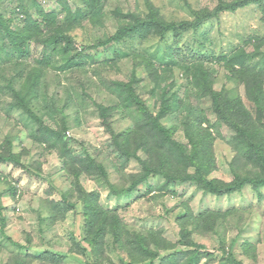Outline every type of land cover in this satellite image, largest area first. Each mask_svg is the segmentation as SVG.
<instances>
[{
	"label": "rangeland",
	"instance_id": "obj_1",
	"mask_svg": "<svg viewBox=\"0 0 264 264\" xmlns=\"http://www.w3.org/2000/svg\"><path fill=\"white\" fill-rule=\"evenodd\" d=\"M36 1L59 12L69 39L47 49L52 63L31 103L41 124L17 106V95L30 92L28 73L44 46L32 42L25 62L0 60V156L22 164L0 163V264H264V185L250 181L264 178V161L240 153L241 132L215 115L204 93L208 81L188 78L183 69L206 58L213 89L247 108L249 144L241 139L242 150L260 147L264 115L262 135L249 123H257L251 100L264 70V4L223 11V3L240 0H102L93 12L83 0ZM60 2L85 19L65 24ZM20 5L0 2V15L14 29L25 24ZM31 6L36 16L37 5ZM149 22L148 33L127 30ZM240 49L252 56V94L241 65L229 61ZM118 85L131 88L140 105L126 110ZM144 106L152 115L136 121ZM159 126L183 148L158 142ZM199 135L205 143L194 148ZM196 151L204 166L192 164ZM146 168L152 170L147 181L135 187ZM214 180L247 184L217 195L205 187ZM89 198L92 215L80 203ZM96 213L121 228H104V240L92 246L87 222Z\"/></svg>",
	"mask_w": 264,
	"mask_h": 264
},
{
	"label": "trees",
	"instance_id": "obj_2",
	"mask_svg": "<svg viewBox=\"0 0 264 264\" xmlns=\"http://www.w3.org/2000/svg\"><path fill=\"white\" fill-rule=\"evenodd\" d=\"M19 1L21 2V5L19 6V12H21L24 15V17H26L25 24L23 25L22 28L14 29L8 23V21L5 20L3 15H0V60L1 61L6 60L9 62L17 60V61L25 62L26 57L31 55L28 48L32 42L35 41L40 44L42 43V45L44 46V52L41 56L42 58L37 60V63L33 66L34 68L32 69V71L28 73L30 84H31V88L29 90L30 92L26 93V95L24 96H22L20 93H18L17 95V99H18L17 106H20L22 109L26 110L27 113H29L39 124H41L42 121L41 119H39V117H37L36 113L31 108V103H32L33 98L36 95L35 93H37L36 89L38 88V83H39L42 73L47 68V66L50 65V63H52V61L50 60L51 56L49 55L47 49L49 48L53 52L56 51V47L60 45V43L68 37L64 36L63 34L64 27L58 24L57 22L59 12H57L56 10H52L49 12L45 11L44 9L41 8V6H38V2L36 0H33L32 1L33 5L32 4H31L32 6L30 5L31 8L34 7V4L37 5L36 6L37 7L36 16H33L34 14L29 13L28 7L30 6L29 4H26V0H19ZM83 1L88 7H90L91 10H94L93 12H95L97 5H100L102 0H83ZM252 4H264V0H240L238 2H234L233 4L223 3L220 9H223V11H231L234 9L245 8ZM61 6H62L61 8L62 13H65L66 15L65 24L68 23V25L69 24L72 25L73 23L78 22L79 20L83 21L85 19L84 13L79 11L78 9L77 11L74 12L72 11V8H70L66 3H62ZM263 11H264V8H263ZM200 23L201 22H199V24ZM166 26H169V25H166ZM153 27H154L153 23L149 22L143 25V27L141 28H138L136 26H131L130 28H127V30L131 33L136 32L137 30H139V32L148 33ZM53 29L57 31L56 34L49 35V33L53 31ZM171 30H174V33H176L177 30H182V28H178V27L175 28L171 26ZM125 32H126L125 28L120 30V32L117 34L118 35L117 38H120L123 34H125ZM199 53L204 54L206 57L205 52L199 51ZM232 54L233 55L229 58L230 59L229 61L232 64V66L241 65L240 75L244 76L246 82H248L247 83V86H248L250 84L249 79L252 77H255L254 73L252 72L253 70H249L247 68L248 60L251 59L252 56L243 49H240L238 52L237 51L233 52ZM205 59L206 58L202 60H197L199 63L196 65L189 64L187 66H184L183 69L186 71L187 77L196 78L197 76H199V79H201L204 83L208 81L209 85L207 84L208 87H205L204 93H207V95L211 97L213 101V108H214L215 115L219 119L223 121H227L228 123H231V125L238 132H241L242 137L239 138L240 140L238 141L239 142L238 148H239L240 153L247 154L248 155L247 160H251L253 162L264 161V139L262 140L263 143H261L262 145L260 147L250 146L249 154L245 152L246 150L244 151L242 150V148L244 147L246 148L245 143H243L244 141L247 144H249L246 138L247 132L244 127V124H246V121H247L245 117L247 116L249 117V115H247L248 113L247 108L243 105V103H242V106H239V105L237 106V101L233 103L232 101H229L228 99L225 100L226 97L223 94V90L217 91L213 89V81L210 80L211 78H210V74L208 70L204 68ZM17 61H16V64H18ZM212 61H215V60H212ZM75 64H77V62H75ZM178 64H181V63L178 62ZM65 69L66 68H63L62 70H65ZM254 71H256V69ZM263 76H264V70L259 72L258 81L256 79L258 86L261 84V87H259L257 93L251 100L254 103V107L256 109L257 123H253L250 121L249 124L251 128L258 133H260L258 130L262 128L258 123H262L263 121L262 119L264 115V94H263L264 88L262 85L263 80H264ZM118 86L120 87L118 89L119 97H121L122 99L121 103L124 104L126 110H130L132 108V106L134 105V101L140 105L141 99L137 95L130 93V91L132 92L131 88L129 90H125L126 87L122 88L121 85H118ZM248 90L252 94L255 92V87L253 85L248 86ZM151 113L152 112L148 110L146 106H144L143 108L141 107L140 111L137 113L139 117L134 118V119L136 121L138 119H145L146 117L151 116L152 115ZM157 131L160 133V136H161V133L164 135L163 137L161 136V137L156 138L158 142H160L163 146H166L167 148H171V149H174L177 147L183 148L181 144L176 145V141L172 140V135H171L172 133L171 132L168 133V131L165 128L159 126V130ZM129 133L130 131L128 129L124 133V135H128ZM56 134L58 133H55V135ZM65 134L66 132L63 135ZM260 134L262 135V133ZM45 136H46L45 134H42V137L44 139L46 138ZM241 139H243L244 141ZM259 141H261L260 138H259ZM202 143H205V140L202 139V137L199 135V142L197 144H194V148L200 146V144ZM196 154L199 155L201 154V152L196 151L194 153L195 158L193 159L195 160L194 162H192V164H195V165L199 163L198 161H196L198 157V156L196 157ZM11 162H15L18 165H22L19 162V160L15 158V156H8V158H2L0 156L1 164L11 163ZM81 163L83 164L84 161L81 160ZM199 164L201 165H198V166H204V164L202 163H199ZM262 168L264 169V167ZM100 169H101V174L107 175L106 171L103 170L102 166H100ZM151 171H149L146 168V171L141 175V178L135 183V187L139 186V184L145 183ZM159 173H161L162 176H164L165 173H168V172H159ZM188 179L194 180V181H199V180L204 181L203 178L198 177V176L196 177L191 174L188 175ZM243 179L247 180V178H243ZM250 181L256 182V183L261 181L259 185H264V178L261 176V173L257 175L254 179L252 178V180ZM246 184L247 182L245 180H240L239 182H235V183L232 182L230 184H225V185L221 184L217 180H214V181H206L205 187L208 190V192L211 194L223 195V194H232V193L239 192V190ZM93 202H94V199L92 200L91 198L81 199L80 201L83 207V211L88 213L89 215L93 214V210L92 211L89 210L92 207L91 204ZM71 206L72 208H77V206L75 205H71ZM96 207H98V203ZM98 213H96L97 215H95L94 219L90 217L89 218L90 220L87 222L89 229L91 230L94 229L92 233L93 234L92 237L86 240V242L88 241L89 244H91L92 246L97 245V243H101L104 240L105 233H103L102 231L104 228H111L113 231H118L121 228L120 226H112L108 223H105L103 217H100V219L98 220ZM100 222H101V226H100L101 228L98 227L99 225L98 223ZM151 262H153V257H152Z\"/></svg>",
	"mask_w": 264,
	"mask_h": 264
},
{
	"label": "built area",
	"instance_id": "obj_3",
	"mask_svg": "<svg viewBox=\"0 0 264 264\" xmlns=\"http://www.w3.org/2000/svg\"><path fill=\"white\" fill-rule=\"evenodd\" d=\"M68 134H70V133H68Z\"/></svg>",
	"mask_w": 264,
	"mask_h": 264
}]
</instances>
